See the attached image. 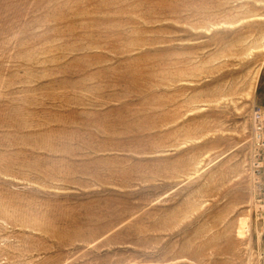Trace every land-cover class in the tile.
I'll list each match as a JSON object with an SVG mask.
<instances>
[{
  "label": "rangeland",
  "instance_id": "rangeland-1",
  "mask_svg": "<svg viewBox=\"0 0 264 264\" xmlns=\"http://www.w3.org/2000/svg\"><path fill=\"white\" fill-rule=\"evenodd\" d=\"M255 108L264 0H0V264H264Z\"/></svg>",
  "mask_w": 264,
  "mask_h": 264
},
{
  "label": "built area",
  "instance_id": "built-area-1",
  "mask_svg": "<svg viewBox=\"0 0 264 264\" xmlns=\"http://www.w3.org/2000/svg\"><path fill=\"white\" fill-rule=\"evenodd\" d=\"M251 125L254 139L257 141V143L263 144L264 114L258 108H255L252 112Z\"/></svg>",
  "mask_w": 264,
  "mask_h": 264
}]
</instances>
